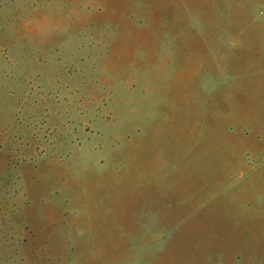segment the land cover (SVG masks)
Segmentation results:
<instances>
[{
	"label": "rangeland",
	"instance_id": "374dc122",
	"mask_svg": "<svg viewBox=\"0 0 264 264\" xmlns=\"http://www.w3.org/2000/svg\"><path fill=\"white\" fill-rule=\"evenodd\" d=\"M172 94L218 203L195 264H264V0H0V264H146L102 171Z\"/></svg>",
	"mask_w": 264,
	"mask_h": 264
},
{
	"label": "crops",
	"instance_id": "0c3cea01",
	"mask_svg": "<svg viewBox=\"0 0 264 264\" xmlns=\"http://www.w3.org/2000/svg\"><path fill=\"white\" fill-rule=\"evenodd\" d=\"M193 128L189 104L163 97L120 129L116 165L102 171L127 206L146 264H195L217 231L210 162Z\"/></svg>",
	"mask_w": 264,
	"mask_h": 264
}]
</instances>
